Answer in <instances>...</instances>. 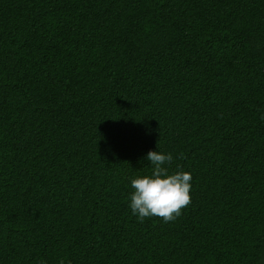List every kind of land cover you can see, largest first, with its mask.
Returning a JSON list of instances; mask_svg holds the SVG:
<instances>
[{
  "label": "trees",
  "instance_id": "16d2710c",
  "mask_svg": "<svg viewBox=\"0 0 264 264\" xmlns=\"http://www.w3.org/2000/svg\"><path fill=\"white\" fill-rule=\"evenodd\" d=\"M0 264H264V0H0Z\"/></svg>",
  "mask_w": 264,
  "mask_h": 264
},
{
  "label": "clouds",
  "instance_id": "9594fccd",
  "mask_svg": "<svg viewBox=\"0 0 264 264\" xmlns=\"http://www.w3.org/2000/svg\"><path fill=\"white\" fill-rule=\"evenodd\" d=\"M146 159L150 162L151 174L131 181L134 190L129 198L132 213L139 222L150 217L172 222L191 203L192 176L188 172L169 171L168 166L173 162L171 153L150 151Z\"/></svg>",
  "mask_w": 264,
  "mask_h": 264
}]
</instances>
